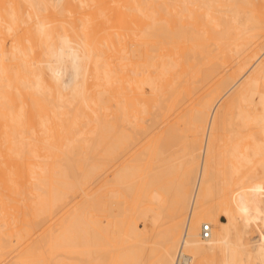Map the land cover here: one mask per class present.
<instances>
[{"label":"bare ground","instance_id":"6f19581e","mask_svg":"<svg viewBox=\"0 0 264 264\" xmlns=\"http://www.w3.org/2000/svg\"><path fill=\"white\" fill-rule=\"evenodd\" d=\"M256 165L264 0H0V264H264Z\"/></svg>","mask_w":264,"mask_h":264},{"label":"rangeland","instance_id":"374dc122","mask_svg":"<svg viewBox=\"0 0 264 264\" xmlns=\"http://www.w3.org/2000/svg\"><path fill=\"white\" fill-rule=\"evenodd\" d=\"M140 120H141V119H140ZM233 120H234L235 123L237 122V121H235V119H233ZM142 121H144V120L142 119ZM137 122H138V121H137ZM144 122H145V121H144ZM144 122H141L142 124L140 123V125H143V126H144L145 123H147V125L149 124L148 122H145V123H144ZM168 122H169V121H168ZM168 122L165 121V123H164V122L161 120V123H160V121H159L160 125H162L163 123L167 125V124H169ZM173 122H175V121H170V124H172ZM228 122H229V123H228ZM232 122H233V121H232ZM232 122H231V121H227L228 124L231 123L230 125L233 126V125H232ZM234 122H233V124L235 125ZM138 123H139V122H138ZM143 123H144V124H143ZM153 123H154V122H153ZM156 123H158V122H156ZM237 123H241V122L238 121ZM237 123H236V126H235L236 128L238 127L237 125H239V124H237ZM151 124H152V123H151ZM176 124H178V123H176ZM176 124H175V125H176ZM225 124H226V123H225ZM228 124H227V125H228ZM136 125H139V124H136ZM149 125H150V124H149ZM149 125H148V127L145 125L148 129H150V130H148V132H149V131H153V130H154V128H153L154 125H153V127H151V125H150L151 128L149 127ZM166 125H165V126H166ZM227 125H226V126H227ZM240 125H241V124H240ZM226 126L223 127V129H225V131H222L223 129H221V131H222L221 134H222V135L220 134V136H219V140H220L219 143H220V144H218V145H220V146L218 147V149L221 147V150L219 149V150H220L219 153L222 151V152H221V156L218 157V163H222V166H223V164L226 165V164H227V161L229 162V160L231 159V158L228 159V157H227V153H228V152H229V153L231 152V150H230L229 148H232V147H229V148H228V145H229V146H233L232 143H231V145H230V142H231V141H234V140H235V142L238 141V139H237V140L235 139V138H236V137L234 136L235 134H234V135L232 134V132H233L235 129H234L233 131H230V129L233 128V127L230 126V128H229V127L227 126L228 129H229V130H228L227 128H225ZM138 127H139V126H138ZM156 127H157V126H156ZM159 127H160V126H159ZM166 127H167V126H166ZM240 127H241V129H242V128H243V125L240 126ZM240 127L238 128L237 132L235 131V133H236V135L238 136V138H239L240 136H242L243 138H242V137H240V138H242L243 141H244V140L246 141L245 136L247 135V130H246L247 128L244 126V128H246L245 131H244V134H242V135H238V134H240V133H243V132H241V131L239 130ZM139 128H140V127H139ZM144 128H145V127H144ZM152 128H153V129H152ZM162 128H163V126H161V128H159V129H161L160 131L163 130ZM244 128H243V129H244ZM137 129H138V128H137ZM137 129H136L135 132H137V131L139 130V129H138V130H137ZM157 129H158V128H155V130H157ZM243 129H242V130H243ZM176 130H177V129H176ZM231 130H232V129H231ZM139 131H140V130H139ZM139 131H138V132H139ZM141 131H142V129H141ZM141 131H140V132H141ZM157 131H158V130H157ZM160 131H158V132H160ZM238 131H239L240 133H238ZM138 132H137V133H138ZM140 132L138 133V134H139V138H140V140L137 139V141L139 140L138 142H137V141H134V142H137V144L134 143V145L136 146L135 148H137V149L139 148L137 145L142 146V145H140V144H143V143L145 142V140L142 141L143 143L141 142V140H143V137H140V135H141V136H143V135H142V132H141V133H140ZM143 132H145V131H143ZM148 132H147V134L145 133L144 136L147 135L146 137H149V138H150V137H152L153 134L155 135L154 132H150L149 134H148ZM223 132H224V133H223ZM137 133H136V135H137ZM233 133H234V132H233ZM245 133H246V134H245ZM156 134H158V133H156ZM177 134H178V132H177ZM148 135H149V136H148ZM179 135H180V132H179V134H178V139H179V138L181 139V136L179 137ZM146 137H144V138L147 139ZM149 138H148V139H149ZM233 138H234V140H233ZM240 138H239V139H240ZM135 139H136V138H135ZM242 139H241V141H242ZM146 141H147V140H146ZM139 142H140V143H139ZM235 142H233V144L236 145L237 142H236V143H235ZM238 142H240V140H239ZM138 143H139V144H138ZM241 144H242V143H241ZM241 144H238V145L242 146ZM134 145H132V146L134 147ZM238 145H236V146H237L238 148H240ZM243 145H244V144H243ZM132 146H131V148H132ZM226 147L229 149L228 151H227V148H226ZM131 148H130V149H131ZM135 148H134V150H135ZM234 148H235V147H234ZM234 148H232L233 151H234ZM131 150H132V149H131ZM134 150H133V151H134ZM224 150H226L227 152L224 151ZM223 151H224V153H223ZM127 152L132 153L131 151H127ZM125 153H126V152H124V157L127 158V156L129 155V153H128V155H125ZM229 153H228V156H229V157H232V156H233L232 153H230V154H229ZM126 154H127V153H126ZM230 155H231V156H230ZM234 155H235V154H234ZM217 156H219V154H217ZM221 160H222V161H221ZM220 161H221V162H220ZM216 162H217V157H216ZM223 162H224V163H223ZM230 162H231V160H230ZM232 162H234V164H236L235 159H234V156H233V161H232ZM232 162H231V163H232ZM246 163H247V162H245V164H246ZM250 163H251V164H250ZM250 163H249L250 165H253V164H254V163L252 164V162H250ZM228 164H229V167H230V168L227 167V166H226L227 168H226L225 166H223V168H221V169L223 170L224 167H225V168H226V171H225L226 173H227L230 169L232 170V168H233V164H230V163H228ZM247 165H248V164H247ZM254 165H255V164H254ZM254 165H253V167H254ZM216 166L219 167L220 164L217 165V163H216ZM231 166H232V168H231ZM234 166H235V165H234ZM243 166H244V165H243ZM245 167H246V166L242 167V169H246ZM250 167H252V166H250ZM253 167H252V168H253ZM219 168H220V167H219ZM228 168H229V170L227 171ZM247 168H249V167H247ZM252 168H250V169H252ZM216 169H217V167H216ZM221 169H217L218 171L220 170V172L217 171V172H216L217 174H215V176H216V177H215V179H216V180H215V183L218 182V183L216 184L218 194H217V192H215V191H216V188H215V191H214V192L216 193V194L214 195L215 198H217L216 195L218 196V195L220 194L219 192H220L221 190H222V191H225V192H223V193L221 192L220 195L222 196L224 193L226 194L227 191H228L227 193L230 194L231 190L233 191V188H236V187H237V186H236V187H232V184H233V186H235L234 183L237 182L238 180H237V181H234V180L232 179V178H233V174L229 171V172H230L229 175L231 176V174H232V177H231V179H229L230 177L228 176V178H226V179H227V180L229 179V181H226V180H225V181L228 183V182H230V181L233 180L234 183H232V184H230L231 182L229 183V184L231 185L232 189L230 188L229 185H228V187H229L228 189L224 188V187L227 185V183H226L225 181L223 182L222 178H224V177H222V178L220 177V175H222V173H223V175H224V171H222ZM234 169H235V167L233 168V171H232L233 173H235ZM260 169H261L260 166L256 165L255 168H254V170H253V173H254L255 171H257L256 173L258 174V176L264 175V174H261V173H262V169H261V170H260ZM224 170H225V169H224ZM246 170H247V169H246ZM246 170H245V171H246ZM248 170H249V169H248ZM248 170H247V171H248ZM229 172H228V173H229ZM239 172H240V171H239ZM239 172H238V174H239ZM242 172H243L242 174H244L243 177H244V179H245V176H246L245 174H246V173H244V170H243ZM218 173H219L220 175H218ZM248 173H250V172L248 171ZM248 173H247V175H248ZM108 174L110 175V177H112V173H111V171H109ZM236 174H237V173H236ZM238 174H237V175L234 174V178H235V176H237V178H238V177H239ZM217 175H218V176H217ZM226 176H227V175H226ZM241 176H242V175H240V178H241ZM247 177H249V176H246V179H245L246 181L249 180V178L247 179ZM235 179H236V178H235ZM239 180H240V179H239ZM242 180H243V179H242ZM242 180H241V181H242ZM245 180L242 181V182L244 183V185H245L246 183H248V182H245ZM259 180H260V179H258L257 181H259ZM241 181H240V182H241ZM260 181H261V180H260ZM222 182H223V183H222ZM240 182H237V183H240ZM224 183H226V185H225ZM223 185H224V187H223ZM238 185L241 186V184H238ZM216 186H215V187H216ZM240 186H239V187H240ZM245 186H246V185H245ZM221 188H223V189H221ZM237 188H238V187H237ZM240 188H241V189H234L232 195H229V197L233 196V197H232V198H233L232 201L234 200V202H235V199H236V196H237V191H239V190L241 191L242 188H243V186H241ZM218 189H219L220 191H218ZM235 190H237V191H235ZM235 192H236V193H235ZM228 194H227V195H228ZM234 194H235V196H234ZM238 194H240V193L238 192ZM220 195L218 196L217 199L220 198ZM238 196H239V195H238ZM238 196H237V197H238ZM224 198H225V197H224ZM224 198H223V197H222V199L220 198V199H221V200H220V204H222V205H224V200L227 201L226 199L228 198V196H227L226 199H224ZM217 199H214V200H217ZM228 199L231 201L230 198H228ZM232 201H231V202H232ZM216 202H217V201H216ZM227 203L229 204L230 202L227 201ZM220 218H221L222 220H226V217L223 216V215H221V214H220ZM254 221H255V220H254ZM250 225H252V226L249 228ZM250 225L247 227L248 230H247V228H246V230H247L249 233H246L247 231H245V233H244V235L246 234V235H245L246 237H247V235H248L247 238H249V241H250V242L252 241V243H255L256 239H257V241H258V239H259V240L261 239L259 242L264 241V224H261L260 222L256 221V222H254V223L252 222V224H250ZM252 227H253V229H252ZM251 229H252V230H251ZM256 233H257V234H256ZM250 234H251V235H250ZM249 235H250V236H249ZM252 236H253L254 238H253ZM250 239H251V240H250ZM252 239H254V240H252Z\"/></svg>","mask_w":264,"mask_h":264},{"label":"built area","instance_id":"2783aa9c","mask_svg":"<svg viewBox=\"0 0 264 264\" xmlns=\"http://www.w3.org/2000/svg\"><path fill=\"white\" fill-rule=\"evenodd\" d=\"M211 235V226L208 223H204L200 229V236L203 239L209 238ZM191 257L188 253H181L178 257L177 264H189Z\"/></svg>","mask_w":264,"mask_h":264}]
</instances>
